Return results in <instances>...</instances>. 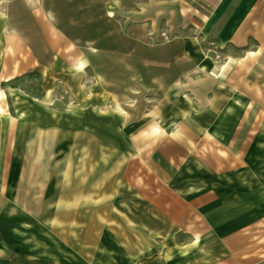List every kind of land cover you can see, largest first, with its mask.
Segmentation results:
<instances>
[{
	"label": "rangeland",
	"instance_id": "rangeland-1",
	"mask_svg": "<svg viewBox=\"0 0 264 264\" xmlns=\"http://www.w3.org/2000/svg\"><path fill=\"white\" fill-rule=\"evenodd\" d=\"M6 9L30 39L32 12L55 13L71 44L62 57L73 55L62 79L49 74L46 127H28L12 97L18 126L0 128L13 198L45 221L46 264H133L134 253L199 264L218 243L241 264L264 238V0H1ZM24 73L15 83L41 97L42 72ZM215 232L227 240L204 237Z\"/></svg>",
	"mask_w": 264,
	"mask_h": 264
},
{
	"label": "crops",
	"instance_id": "crops-1",
	"mask_svg": "<svg viewBox=\"0 0 264 264\" xmlns=\"http://www.w3.org/2000/svg\"><path fill=\"white\" fill-rule=\"evenodd\" d=\"M32 13L33 28H37L39 34L37 39H30L22 30L10 29L13 27L10 24L8 9L0 13V128L5 129L6 133L15 126L13 120L6 116L9 106H13L12 97H17L21 110L26 113L25 121L29 124L28 127L32 123L36 125L35 128H45L41 98L47 96V92L51 90L49 84L52 79L49 74H54L53 78L62 79L65 66H73V55L70 56L71 63L62 57L64 51L71 53V44L69 40L66 42L63 39L65 36L56 24V14ZM46 52L49 53V58L45 56ZM74 58L76 62L82 58L84 64H87V58L83 56ZM31 67H37L42 72L39 77L41 97L15 83L23 74L29 76V73L24 72ZM8 88H16L15 94L9 92ZM10 143V138L0 137L1 146ZM10 158L12 159L7 152L0 153V161H6L5 165H0V264H46L45 221L30 217L23 212L24 207L14 200L13 176H8ZM204 237L214 242L227 240V236L223 239V235L216 232L205 234ZM260 242L255 249H243L241 264H264V238ZM203 253L204 258L200 259L199 264H229V248H223L219 243L217 248L204 249ZM183 255L181 254V263L178 262V256L163 255L162 258L169 259L166 264H187ZM134 256L137 259L133 264L165 263V260H159L161 258L158 256H152L150 262L143 261L140 253H134Z\"/></svg>",
	"mask_w": 264,
	"mask_h": 264
},
{
	"label": "bare ground",
	"instance_id": "bare-ground-1",
	"mask_svg": "<svg viewBox=\"0 0 264 264\" xmlns=\"http://www.w3.org/2000/svg\"><path fill=\"white\" fill-rule=\"evenodd\" d=\"M0 2H1V0H0ZM83 64H84V62H83L82 58H79V59L77 60V62L74 64V67H75L76 69H81V67L83 66ZM202 68H203V67H202ZM121 112H123L122 109H121ZM154 128H155V126H154Z\"/></svg>",
	"mask_w": 264,
	"mask_h": 264
}]
</instances>
